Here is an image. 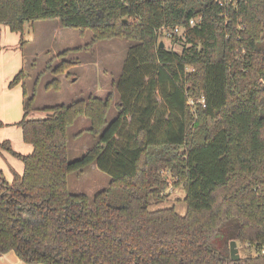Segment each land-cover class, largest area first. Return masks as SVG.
Instances as JSON below:
<instances>
[{
    "label": "trees",
    "instance_id": "obj_1",
    "mask_svg": "<svg viewBox=\"0 0 264 264\" xmlns=\"http://www.w3.org/2000/svg\"><path fill=\"white\" fill-rule=\"evenodd\" d=\"M191 18L200 20L191 26ZM48 20L81 35L90 30L88 48L129 43L116 115L107 119L109 93L44 107L43 118L30 119L38 79L30 91L24 69L10 81L22 87L16 126L32 151L0 143V154L23 165L11 181L0 169V257L13 252L24 264H264V0H0V24L19 34L21 48L25 25ZM159 36L180 51L161 48ZM53 60L43 71L57 77L75 65L65 59L53 67ZM59 87L57 78L45 85ZM80 119L89 126L73 137L87 132L96 142L69 160L67 132ZM93 164L109 176L108 186L92 198L72 193L69 174ZM169 177L183 188L182 215L154 207L168 199ZM231 241L241 247L238 260L230 257Z\"/></svg>",
    "mask_w": 264,
    "mask_h": 264
},
{
    "label": "rangeland",
    "instance_id": "obj_2",
    "mask_svg": "<svg viewBox=\"0 0 264 264\" xmlns=\"http://www.w3.org/2000/svg\"><path fill=\"white\" fill-rule=\"evenodd\" d=\"M23 38L26 41L24 53L27 61L24 69L27 76L24 82L29 91L38 79L34 108L41 109L61 104L66 105L77 100H87L90 96L104 98L109 93H112L113 98L107 119L111 120L115 117V104L119 99L116 82L121 74L129 46L126 40L100 41L95 43L92 48H88L87 45L92 39L90 30L85 31L81 35L76 29L62 27L58 20L39 21L34 25L26 24ZM158 39L163 42L164 47L170 50L180 51L181 49L179 43L172 44L167 37L159 36ZM76 47H81V49L71 53L64 59L56 58L64 50ZM65 59L73 61L75 64L67 70L71 74L68 78L65 77L67 72L57 77L51 72L45 73L43 71L52 60L51 66L56 67ZM55 78L60 81L59 89H46L45 85ZM157 97V101L161 103L160 97ZM189 104L192 103L189 102ZM40 109L38 110V115H45L46 112ZM130 120L131 116H127L126 124H129ZM88 126V120L80 119L69 127L67 132L69 160L80 157L88 148L95 144L96 139L87 132L80 135V137H73L74 134L88 128ZM16 130L20 133L19 127ZM16 150L18 151L17 153L25 155L20 148ZM11 157L15 158V162L22 165L18 158L12 155ZM168 181L169 188L166 190L169 193L168 199L154 207L166 208L173 206L177 213L182 215L186 210L183 188L181 185L173 186L174 180L170 177ZM109 182V176L101 172L94 164L89 166L83 173L73 172L68 176L69 190L72 193H84L91 198L95 193L106 188ZM237 248L240 257L242 252L239 249L241 247L237 245Z\"/></svg>",
    "mask_w": 264,
    "mask_h": 264
},
{
    "label": "crops",
    "instance_id": "obj_3",
    "mask_svg": "<svg viewBox=\"0 0 264 264\" xmlns=\"http://www.w3.org/2000/svg\"><path fill=\"white\" fill-rule=\"evenodd\" d=\"M25 47L21 48L18 33L11 32L6 25L0 24V142L8 141L16 152H18L16 149L20 148L25 154H29L32 147L23 143L21 129L19 128L20 133L16 130L18 128L16 124L23 117L22 87L20 84L9 87L10 81L22 69H25L27 63L24 53ZM39 109L35 107V111L29 113V118H43L45 115H38ZM0 169L5 178L11 181L13 172L22 173L23 165L15 162V158H12L10 154L3 152L0 154ZM0 264L24 263L13 252H9L0 257Z\"/></svg>",
    "mask_w": 264,
    "mask_h": 264
},
{
    "label": "water",
    "instance_id": "obj_4",
    "mask_svg": "<svg viewBox=\"0 0 264 264\" xmlns=\"http://www.w3.org/2000/svg\"><path fill=\"white\" fill-rule=\"evenodd\" d=\"M163 46V42H160V47L162 48ZM230 257L232 260H238L240 258L237 249V244L235 241H231L230 243Z\"/></svg>",
    "mask_w": 264,
    "mask_h": 264
},
{
    "label": "built area",
    "instance_id": "obj_5",
    "mask_svg": "<svg viewBox=\"0 0 264 264\" xmlns=\"http://www.w3.org/2000/svg\"><path fill=\"white\" fill-rule=\"evenodd\" d=\"M216 1L219 2V4H223V2H224V0H216ZM199 20H200V18H197V19L196 18H191V19H189V25L194 26V25L197 24V21H199ZM173 32L174 33H178L179 32V28L178 27L174 28ZM166 35L170 36V33H166ZM259 251L260 252H264V244L259 248Z\"/></svg>",
    "mask_w": 264,
    "mask_h": 264
}]
</instances>
